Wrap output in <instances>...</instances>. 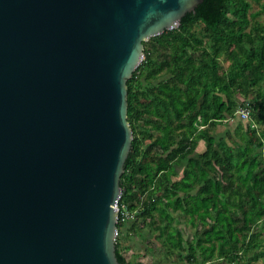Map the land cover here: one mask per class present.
<instances>
[{"label":"water","instance_id":"95a60500","mask_svg":"<svg viewBox=\"0 0 264 264\" xmlns=\"http://www.w3.org/2000/svg\"><path fill=\"white\" fill-rule=\"evenodd\" d=\"M203 0H0V264H119L127 82Z\"/></svg>","mask_w":264,"mask_h":264},{"label":"trees","instance_id":"16d2710c","mask_svg":"<svg viewBox=\"0 0 264 264\" xmlns=\"http://www.w3.org/2000/svg\"><path fill=\"white\" fill-rule=\"evenodd\" d=\"M260 15L264 0H203L143 43L127 82L133 140L117 203L119 264H142L123 254L136 238L156 264H264Z\"/></svg>","mask_w":264,"mask_h":264},{"label":"rangeland","instance_id":"374dc122","mask_svg":"<svg viewBox=\"0 0 264 264\" xmlns=\"http://www.w3.org/2000/svg\"><path fill=\"white\" fill-rule=\"evenodd\" d=\"M257 9H258L257 7H254L252 12L256 11ZM258 20L260 21V23L264 24L263 15H260ZM221 61H222V64H225V61L223 60V58H221ZM231 123L232 121L227 123L226 126H230ZM151 241L153 242L154 240L152 239ZM153 243L155 244L156 248L159 247V245L156 242H153ZM123 245H128L131 248L130 250L123 253L127 259H132V257L138 256L137 260L141 262L142 264H156L158 261V257L156 255L152 256L146 253L145 243L137 238L131 241L126 240L125 242H123ZM154 253H156V251H154ZM259 264H262V263H259Z\"/></svg>","mask_w":264,"mask_h":264},{"label":"built area","instance_id":"2783aa9c","mask_svg":"<svg viewBox=\"0 0 264 264\" xmlns=\"http://www.w3.org/2000/svg\"><path fill=\"white\" fill-rule=\"evenodd\" d=\"M143 59V58H142ZM236 116H239L240 119H247L248 118V109L246 108H239L236 112H235ZM116 210L118 212V208L116 206Z\"/></svg>","mask_w":264,"mask_h":264}]
</instances>
